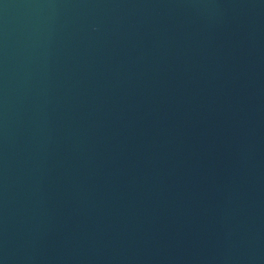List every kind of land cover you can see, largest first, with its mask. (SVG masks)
<instances>
[{
	"label": "water",
	"instance_id": "1",
	"mask_svg": "<svg viewBox=\"0 0 264 264\" xmlns=\"http://www.w3.org/2000/svg\"><path fill=\"white\" fill-rule=\"evenodd\" d=\"M0 264H264V0H0Z\"/></svg>",
	"mask_w": 264,
	"mask_h": 264
}]
</instances>
